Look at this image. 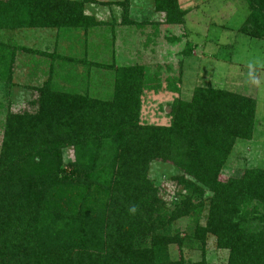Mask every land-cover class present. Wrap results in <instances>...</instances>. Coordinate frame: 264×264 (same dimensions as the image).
I'll list each match as a JSON object with an SVG mask.
<instances>
[{"label": "trees", "instance_id": "16d2710c", "mask_svg": "<svg viewBox=\"0 0 264 264\" xmlns=\"http://www.w3.org/2000/svg\"><path fill=\"white\" fill-rule=\"evenodd\" d=\"M241 29L264 41V0H245ZM122 24L130 0L120 2ZM169 25H184L179 0H155ZM84 0H0V29H89L102 25ZM138 25V24H137ZM185 50L190 56L192 47ZM98 100L58 88L52 77L21 112H8L0 148V264H209L172 260L174 221L206 213L194 236H213L228 264H264V169L222 178L239 140H252L257 102L221 88L195 89L171 105L169 126L141 123L142 97L157 90L142 66L116 69ZM175 91V90H174ZM75 160L65 164L64 151ZM158 161L181 174L173 207L149 178Z\"/></svg>", "mask_w": 264, "mask_h": 264}, {"label": "rangeland", "instance_id": "374dc122", "mask_svg": "<svg viewBox=\"0 0 264 264\" xmlns=\"http://www.w3.org/2000/svg\"><path fill=\"white\" fill-rule=\"evenodd\" d=\"M87 14L102 25L84 29H0V148L8 112H21L36 97V88L49 77L58 88L75 90L98 100L114 92L115 72L124 66H142L159 84L142 97L141 123L169 126L171 105L191 101L196 88H221L257 102L252 140H239L222 170V178H239L247 170L264 169V41L241 31L249 13L245 0H179L186 11L184 25H169L156 11L155 0H130V19L122 24L124 0H84ZM138 24V25H137ZM190 56L185 55L188 45ZM175 90V91H174ZM73 149L64 151L67 165ZM181 172L155 161L149 178L160 197L173 207L178 187L172 178ZM206 213L174 221L172 234L184 239L171 245V259L228 264L229 252L208 236L205 247L194 236Z\"/></svg>", "mask_w": 264, "mask_h": 264}]
</instances>
